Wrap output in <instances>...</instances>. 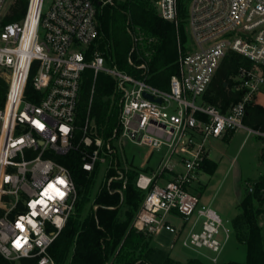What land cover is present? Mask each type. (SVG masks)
Masks as SVG:
<instances>
[{
  "label": "built area",
  "instance_id": "2783aa9c",
  "mask_svg": "<svg viewBox=\"0 0 264 264\" xmlns=\"http://www.w3.org/2000/svg\"><path fill=\"white\" fill-rule=\"evenodd\" d=\"M12 1L0 0V90L5 88L0 95V253L13 261L31 257L38 264H56L49 248L79 202L72 172L57 158L79 151L83 168L94 174L108 162L96 192L107 187L122 193L130 166L117 157L113 141L129 140L149 152L167 149L156 170L138 171L135 178L146 195L134 228L156 236L170 230L188 248L217 253L211 260L218 263L233 227L203 204L191 186L209 158L212 138L244 129L264 145V129L245 123L249 105L264 107L259 99L264 89V0H190V50L179 44V70L166 89L149 82L146 62L135 64V45L128 61L138 74L109 64L98 49V4L114 0H52L47 10L45 0H27L24 14L8 21ZM154 3L160 17L178 25V0ZM230 51L252 65L240 66L232 89L242 96L223 111L204 94ZM87 69L94 81L101 72L111 76L119 94L117 126L107 140L89 110L83 125L77 124ZM29 83L32 97L27 95ZM119 181L122 187H114ZM258 184L248 183V190L254 192ZM260 192L264 195V186Z\"/></svg>",
  "mask_w": 264,
  "mask_h": 264
},
{
  "label": "trees",
  "instance_id": "16d2710c",
  "mask_svg": "<svg viewBox=\"0 0 264 264\" xmlns=\"http://www.w3.org/2000/svg\"><path fill=\"white\" fill-rule=\"evenodd\" d=\"M189 1L178 0V25L160 17L150 1L114 0L100 7L98 4L97 20L101 33L98 49L109 64H116L121 69L138 74L140 70L128 61L131 48L135 45L132 52L135 64L146 62L149 82L163 89L168 88L171 75L179 70V44L185 51L189 42L185 28L186 5ZM26 4L27 0H13L6 20L19 19L24 14ZM140 36L141 40H135V37ZM241 65L251 66L252 61L239 52H228L204 94V99L223 111L237 102L242 92L233 90L232 85L233 77ZM115 89L114 79L106 73H99L94 81L92 70L84 72L77 124L83 125L89 110L90 116L96 121L98 133L106 140L117 126L119 117V94ZM31 90L29 83V97H32ZM4 92L5 88L1 87V97H4ZM245 123L253 128L264 129V107L249 105ZM81 134L78 129L77 138ZM57 159L70 168L79 190V202L49 248V254L56 264H205L200 258H190L184 263L172 261L168 254L150 244L151 234L134 228V218L146 195L135 184L138 174L135 169L128 171L127 184L122 193L110 192L107 187H103L94 200L98 208L92 207L82 217L94 173L83 168L79 151L72 150ZM202 168L208 173H214L217 164L205 159ZM113 172L110 170L109 174ZM260 186H264V177L254 192L247 190L239 203L240 212L231 221L238 241L247 246L246 261L229 260L212 264H264V233L258 220L262 212L260 207L264 205ZM114 187L121 188L122 182H115ZM0 264H38V260L23 257L17 263L0 253Z\"/></svg>",
  "mask_w": 264,
  "mask_h": 264
},
{
  "label": "rangeland",
  "instance_id": "374dc122",
  "mask_svg": "<svg viewBox=\"0 0 264 264\" xmlns=\"http://www.w3.org/2000/svg\"><path fill=\"white\" fill-rule=\"evenodd\" d=\"M51 1L45 0L44 10L49 8ZM146 1H150L156 8L154 0ZM103 5L104 3H100L99 7ZM188 10L189 2L186 5V13ZM185 28L187 31V19ZM186 50H190L189 45ZM237 78L238 76H234L233 81L238 80ZM197 101H200L199 97ZM113 143L118 150L117 157L121 161L124 157L130 169H135L137 172L140 171L143 163L146 168L156 170L167 151L166 147H162L160 150L155 149L149 152L147 147L139 146L129 140H124L121 144L118 143V140H114ZM209 146L214 153L217 168L214 173L209 174L201 168L197 172V180L194 181L191 189L203 204H210L214 207L224 223L231 226V221L240 212L239 203L248 190V183H255L264 177V145L259 136L239 129L236 132L227 133L225 136L212 138ZM107 164L108 162L101 163L94 174L82 217L88 214L93 207V200L97 195L96 190L102 181ZM160 184H164L162 178ZM260 209L262 212L258 216V220L264 233V205ZM151 237L150 244L168 254L174 262L184 263L190 258H200L205 264H212L211 257L217 255L206 247L191 249L184 246L182 239L170 230H164L157 236L152 234ZM246 259L247 246L238 241L233 230L223 250L218 254V261L245 262ZM16 262L18 263V261Z\"/></svg>",
  "mask_w": 264,
  "mask_h": 264
},
{
  "label": "crops",
  "instance_id": "0c3cea01",
  "mask_svg": "<svg viewBox=\"0 0 264 264\" xmlns=\"http://www.w3.org/2000/svg\"><path fill=\"white\" fill-rule=\"evenodd\" d=\"M259 99H260L261 101H264V89H263V92L259 95ZM235 132H236V131H235ZM228 133H230V132H228ZM207 159L215 162L214 153H212L211 148H210V151H209V158H207ZM145 166H146L145 163H143V164L141 165V169H140V171L150 174V173L154 170V169L146 168ZM198 172H199V171H198ZM204 172H206V171H204ZM206 173H208V172H206ZM208 174H209V173H208ZM167 177H170V175H167L166 178H167ZM162 179L164 180V183H165L166 180H165L164 178H162ZM159 183H160V180H159ZM191 188H192V187H191ZM191 190H192V189H191ZM201 202H202V201H201ZM173 221L176 222V223H180V222H181V219L178 218V217H174V218H173ZM179 238H181V236H179Z\"/></svg>",
  "mask_w": 264,
  "mask_h": 264
},
{
  "label": "water",
  "instance_id": "95a60500",
  "mask_svg": "<svg viewBox=\"0 0 264 264\" xmlns=\"http://www.w3.org/2000/svg\"><path fill=\"white\" fill-rule=\"evenodd\" d=\"M148 95V94H147ZM150 97V96H149ZM159 100V99H158Z\"/></svg>",
  "mask_w": 264,
  "mask_h": 264
}]
</instances>
